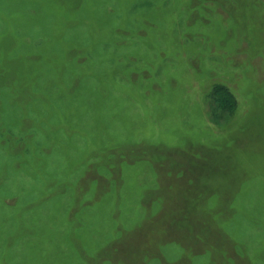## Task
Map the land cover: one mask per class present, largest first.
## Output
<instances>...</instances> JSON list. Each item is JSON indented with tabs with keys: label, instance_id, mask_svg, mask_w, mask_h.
Listing matches in <instances>:
<instances>
[{
	"label": "rangeland",
	"instance_id": "rangeland-1",
	"mask_svg": "<svg viewBox=\"0 0 264 264\" xmlns=\"http://www.w3.org/2000/svg\"><path fill=\"white\" fill-rule=\"evenodd\" d=\"M0 264H264V0H0Z\"/></svg>",
	"mask_w": 264,
	"mask_h": 264
},
{
	"label": "trees",
	"instance_id": "trees-1",
	"mask_svg": "<svg viewBox=\"0 0 264 264\" xmlns=\"http://www.w3.org/2000/svg\"><path fill=\"white\" fill-rule=\"evenodd\" d=\"M213 93H214V95H213L214 98L212 100L214 101V103H213L214 105L217 103L216 106H220V108L224 107L230 113L234 111V107H235L234 104L235 103H234V101H233L232 96L230 95V93L225 92V89H220V88H218L217 90L215 88L214 91H213ZM218 94H220V95H218ZM216 95L218 96V98H216Z\"/></svg>",
	"mask_w": 264,
	"mask_h": 264
}]
</instances>
